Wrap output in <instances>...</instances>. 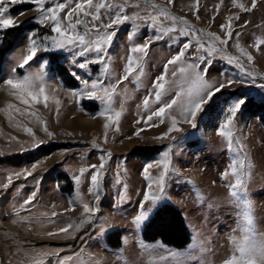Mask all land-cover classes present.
<instances>
[{
	"label": "rangeland",
	"instance_id": "1",
	"mask_svg": "<svg viewBox=\"0 0 264 264\" xmlns=\"http://www.w3.org/2000/svg\"><path fill=\"white\" fill-rule=\"evenodd\" d=\"M55 2L66 0H46V6ZM76 2L79 0H73V4ZM100 2L93 0V5ZM104 2L118 6L125 0ZM236 2L248 10L233 6L232 0H199L197 18L195 11L190 10L197 0H175L173 4L167 0H128L130 5H139L126 8L129 15L136 12L142 16L159 15L151 7L159 5L201 29L197 35L212 32L221 39L225 33L220 25H226L230 16H239L238 21H233V36L225 46L226 51L239 56L235 46L238 43L251 53L252 62L242 59L258 74L257 79L242 76L239 69L220 58L222 54L217 55L208 68L209 77L230 78L235 83L208 100L197 114L193 128L180 115L186 97L178 99L177 105L165 113L163 123L156 118L147 121V116L160 106L154 95L149 96L154 81L163 74L165 64L181 49L186 38L153 41L147 55L141 57L130 49L157 33L149 22L138 20L134 25L128 21L114 28L116 34L106 50L104 63H89L84 69L79 65L94 60L95 53L82 56L78 47L48 51L41 47L34 60L20 67L28 55L33 34L41 45L50 44L42 37L56 34L50 26L38 23V6L27 2L13 5L6 0L9 8L6 15L13 16L16 26L0 30V49L11 44L0 62V264H223L233 254L239 258L237 247L245 235L257 244L264 243L261 239L264 237V79L260 78L264 77V46L255 47L257 40L264 39V0H256L255 8L252 0ZM114 11L102 9L99 23H108ZM60 15L62 22L67 23L66 16ZM162 26L167 28L171 22L163 20ZM78 31L83 34L84 27L78 26ZM94 38V34L89 36ZM203 42L206 46L211 43L206 38ZM194 50L195 42L189 52ZM130 56L138 58L140 64L134 65L135 71L124 80ZM105 64L107 72L103 71ZM174 67L168 65L163 100L176 98L180 87L179 74L172 76ZM41 72L45 94L49 96L47 106L42 97L38 104L31 101L24 104L19 98L21 90L6 83L8 79H22ZM97 79L105 86H115L111 101L106 97L104 100L73 97L72 93L83 87L82 80L91 84ZM32 90L38 91V87ZM97 95L104 94L97 92ZM146 98H149L147 108ZM57 99L61 101L59 106L55 103ZM239 101L244 103L234 122L233 150H228L217 129L227 110ZM116 113H120L119 118ZM173 115L181 131L157 139L170 127ZM108 116L112 117L111 121ZM79 118L93 119L94 124L82 123ZM105 123L110 124L107 135ZM28 128L32 129L31 134ZM36 144L39 146L33 147ZM169 149L179 174L170 172L165 198L153 208L146 202L144 207L150 214L143 224L136 225L133 217L148 191L142 169L162 159ZM109 152L111 157H106L100 176V210L88 221L83 204L94 206L95 201L90 182L93 173L87 170L92 165L99 166L100 156ZM233 164L241 171L246 185V193L240 199L232 197L228 187L235 178L222 179V173ZM33 166L36 167L32 176L15 177L16 172L31 170ZM81 169L86 171L77 184L74 177L81 175ZM159 172L155 167L150 170L154 179ZM10 176L12 183L5 188ZM125 184L127 191L123 188ZM33 193L34 199L25 206ZM166 205L179 212L189 234L183 248L168 246L160 239L149 242L144 237L147 225ZM103 220L108 225L100 232L97 221ZM65 227L67 232L58 231Z\"/></svg>",
	"mask_w": 264,
	"mask_h": 264
},
{
	"label": "snow or ice",
	"instance_id": "2",
	"mask_svg": "<svg viewBox=\"0 0 264 264\" xmlns=\"http://www.w3.org/2000/svg\"><path fill=\"white\" fill-rule=\"evenodd\" d=\"M31 3L39 7L40 13L37 18L38 23L41 25L50 26L51 32L55 33V36H44L42 39L45 43L41 45L35 38V34L30 38V43L28 47V55L24 57L20 67L28 65L37 56L38 51L43 48L44 51L51 49H61L66 47H78L79 54L82 56H87L89 53H95L96 57L94 60H88L81 65V68L86 69L89 63H104V57L107 48L112 44L113 37L116 34L114 30L125 22L131 21L134 25L138 20H144L149 22L151 27L157 33L154 37L146 38L143 44H138L130 49L133 54H140L141 57L146 56L148 48L153 41L163 40L165 37H171L173 40H177L180 37L186 38L181 44V49L167 61L164 66L163 74L159 75L154 81L153 90L149 94L151 97L154 95L155 102L160 105L158 109H155L147 116V121L152 122L156 118L159 123L164 122L165 113L177 105L178 99L186 97V103L181 105V119L184 123L191 124V127H196V117L197 114L203 110L204 105L211 99L216 92L221 91L227 86L233 85L235 82L228 79H221L220 77H209L208 68L211 67V63L217 55L225 60L229 65H234L235 68L239 69V73L242 76H247L252 80L257 79V75L248 65L244 62H252L253 55L246 52L243 47L236 43V48L238 49L240 55L233 56L227 53L226 45H228L229 40L233 36V28L235 27L233 21L239 20V16L229 17L228 23L221 24V30L225 33V38L221 39L215 33L208 32L205 36L197 35L202 30L194 28L186 19L171 15L166 7H161L159 5H152L151 7L156 10L159 15H147L142 16L139 12L127 14L125 9L128 7H139V5H130L128 0H125L123 4L112 5L101 0L100 3L93 5V0H79L73 4V0H66V2H55L53 6H46V0H10V3L15 5L17 3ZM169 4H173L175 0H167ZM199 0L197 4L192 6L190 10L195 11L197 18H199ZM232 4L235 7L248 9L244 4H237L236 0H232ZM252 7H256V0H252ZM110 9L115 11L111 15L108 23L101 24V10ZM9 12V8L6 6V0H0V30H5L16 26L15 20L12 15H6ZM61 13H63L67 18V23H63L61 19ZM75 16V18H74ZM83 17V18H81ZM89 18L91 21V27H89ZM163 20H169L171 26L165 28L162 26ZM247 23V22H246ZM182 24V28H178L177 25ZM84 27V32L81 34L78 31V26ZM138 27V25H136ZM112 29V31H109ZM95 35L94 39H89L90 35ZM132 38L130 34L129 39ZM207 39L211 43L206 46L203 42ZM193 42H195L194 52H189L193 48ZM219 44V47H217ZM264 46V39L257 40L255 42V47L260 49ZM264 54V53H262ZM140 60L134 59L131 56L128 58L127 68L125 69L124 80L128 79V76L135 71V67H139ZM168 65L176 66L173 68L172 76L175 78L179 74L180 77V87L176 92V98L170 101L163 100L165 95V83L166 76L168 73ZM182 65V66H181ZM203 65V68L201 67ZM107 65L105 64L104 72H107ZM222 75H225L222 73ZM264 79V77H260ZM7 85L11 86L12 89L21 90L20 99L24 104H29V102L40 103L41 97L45 106H47L49 96L45 94V87L43 73H31L25 75L22 79H8L6 80ZM175 83V80L173 81ZM81 89L74 91L72 93L73 97L86 96L87 99H99L104 100L105 97L108 101H111V93L114 91L115 86L109 85L105 86L101 79L92 80L89 84V80H82ZM264 86V85H262ZM34 87H38V91L32 90ZM97 92H102L103 96H98ZM56 105L59 106L61 101L57 99L55 101ZM244 103V101H239L234 106L227 110V114L224 121L218 126L217 134L224 138L227 142L226 147L228 150H233V129L235 128V121L239 108ZM149 105V98L144 100V106L147 108ZM104 115L103 112L100 113ZM120 113H116V117L119 118ZM109 121L112 120L111 116H108ZM179 121L173 115L171 116V125L168 127L167 131L162 137H157V139H164L169 136L170 133L174 131H181L177 126ZM110 124L105 123L104 129L107 135V130ZM47 131V129H45ZM27 132L31 134L32 129L28 128ZM50 136L51 133H48ZM139 136V132L136 133ZM175 139V138H173ZM39 145H33V147H38ZM171 149L163 153L162 159L155 161L154 163L147 164L143 169L142 173L147 180V193L142 196L137 214L133 217L134 224L141 225L147 219L149 213L148 209H145L144 205L146 202H150V208H153L156 203L166 196V179L169 177L170 172L176 175L179 174V170L173 165L171 156L169 155ZM111 157V153H106V155L100 156V164L92 165L87 171H91L93 174L90 177V182L92 185V195L94 197L95 204L90 206L88 203L83 204L84 212L87 214L88 221H92L95 218V214L99 212V200L102 195L100 191V176L101 170L105 167V160ZM35 167L31 170L24 169L21 172H16L14 175L17 179L20 177L27 178L33 175ZM160 169L158 177L155 179L150 173L153 168ZM85 169H81V175L74 177V182L79 184L81 181V176L85 172ZM230 177H234V183H229L228 187L231 190V196L240 199L241 195L246 193V185L243 179V175L235 164L231 165L230 169H226L222 173V179L228 181ZM12 183V177L8 178L7 184L4 187H8ZM119 183V181H118ZM189 183H191L189 181ZM59 187V185H57ZM125 191H127V185H123ZM197 194L198 190H197ZM35 193L25 202V206L31 203L34 199ZM124 199V197H121ZM247 203V201H245ZM56 213L53 212V216ZM99 224L100 232L105 231V226L108 225L107 220L97 221ZM251 224V220H249ZM110 226V225H109ZM68 227H71L69 225ZM68 227L60 228L58 231L64 233L68 231ZM48 235H55V233H49ZM264 240V237L261 238ZM234 244L236 241H233ZM239 252V258L237 255L233 254L230 259L224 260L223 264H264V243L257 244L255 240H249V237L245 235L243 243H240L237 247Z\"/></svg>",
	"mask_w": 264,
	"mask_h": 264
},
{
	"label": "trees",
	"instance_id": "3",
	"mask_svg": "<svg viewBox=\"0 0 264 264\" xmlns=\"http://www.w3.org/2000/svg\"><path fill=\"white\" fill-rule=\"evenodd\" d=\"M10 47L11 44H8L7 48L0 49V62ZM144 237L149 242L160 239L166 245L179 249L188 242L189 234L183 225L179 212L172 205H166L157 212L147 225Z\"/></svg>",
	"mask_w": 264,
	"mask_h": 264
},
{
	"label": "bare ground",
	"instance_id": "4",
	"mask_svg": "<svg viewBox=\"0 0 264 264\" xmlns=\"http://www.w3.org/2000/svg\"><path fill=\"white\" fill-rule=\"evenodd\" d=\"M65 121L68 122V119H65ZM79 121L82 122V123H85V124H94L93 119H84V118H81ZM1 241L2 240L0 239V249L2 251V242Z\"/></svg>",
	"mask_w": 264,
	"mask_h": 264
}]
</instances>
